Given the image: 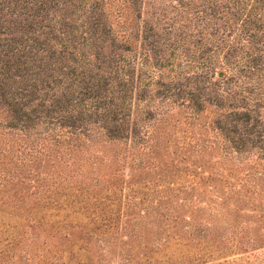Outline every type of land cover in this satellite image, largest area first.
<instances>
[{"label": "rangeland", "instance_id": "rangeland-1", "mask_svg": "<svg viewBox=\"0 0 264 264\" xmlns=\"http://www.w3.org/2000/svg\"><path fill=\"white\" fill-rule=\"evenodd\" d=\"M190 112L121 138L88 116L42 145L0 105V264H264V155L233 149L217 108Z\"/></svg>", "mask_w": 264, "mask_h": 264}, {"label": "trees", "instance_id": "trees-1", "mask_svg": "<svg viewBox=\"0 0 264 264\" xmlns=\"http://www.w3.org/2000/svg\"><path fill=\"white\" fill-rule=\"evenodd\" d=\"M0 105L8 129L53 133L42 145L88 116L121 138L215 107L233 149L264 155V0H0Z\"/></svg>", "mask_w": 264, "mask_h": 264}]
</instances>
